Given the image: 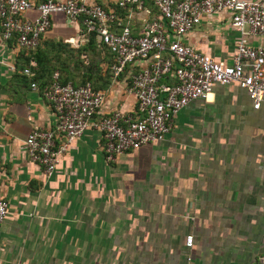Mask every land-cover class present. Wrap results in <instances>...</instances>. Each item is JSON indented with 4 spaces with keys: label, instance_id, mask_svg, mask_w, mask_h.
Here are the masks:
<instances>
[{
    "label": "crops",
    "instance_id": "obj_1",
    "mask_svg": "<svg viewBox=\"0 0 264 264\" xmlns=\"http://www.w3.org/2000/svg\"><path fill=\"white\" fill-rule=\"evenodd\" d=\"M83 1L111 11L134 35L155 16L149 3L145 13L119 8L116 0ZM35 15L34 9L23 13ZM89 37L102 48L79 20L53 13L39 49L48 52L50 42L83 47ZM236 39L226 12L203 16L181 36L223 63L230 62ZM248 41L264 48V35ZM104 48L103 77L91 81L103 94L95 116L116 109L134 114L126 87L145 62L113 76L114 58ZM31 54L0 37V197L8 207L0 222V264H183L186 234L194 264H264V103L254 109L235 83L215 84L204 99L178 110L163 139L112 160L103 155L99 132L86 129L46 178L22 150L33 128L54 125L41 95L50 74ZM29 61L36 89L22 72Z\"/></svg>",
    "mask_w": 264,
    "mask_h": 264
},
{
    "label": "built area",
    "instance_id": "obj_2",
    "mask_svg": "<svg viewBox=\"0 0 264 264\" xmlns=\"http://www.w3.org/2000/svg\"><path fill=\"white\" fill-rule=\"evenodd\" d=\"M149 3L155 16L144 20L141 32L132 34L127 25H119L111 11L83 0H0V37L33 50L50 25V15L60 13L79 20L113 55L111 73L117 76L126 65L145 63L130 75L126 92L135 100L134 114L112 110L96 117L103 94L90 83H61L54 71L41 95L53 115L52 129L33 128L22 141V150L30 161L42 168L48 178L68 146L86 129L102 138L106 160L140 146L163 139L171 129L175 114L189 101L204 99L213 85L235 83L245 90L251 105L264 103V48L248 39L264 35V0H116L119 8L148 13ZM34 9L29 18L23 13ZM226 12L229 25L237 32L229 63L214 60L181 42L183 36L203 16ZM114 24L119 26L114 29ZM33 61L22 72L32 76ZM36 89V82H30ZM58 142H55V139ZM8 213L7 202L0 197V222ZM192 235L183 238V264H194Z\"/></svg>",
    "mask_w": 264,
    "mask_h": 264
},
{
    "label": "trees",
    "instance_id": "obj_3",
    "mask_svg": "<svg viewBox=\"0 0 264 264\" xmlns=\"http://www.w3.org/2000/svg\"><path fill=\"white\" fill-rule=\"evenodd\" d=\"M46 46L47 48H49L48 52H46V50H43V49L40 50L39 44L35 49L27 50L30 53H32L31 55L37 64V68L42 69V72L45 71L46 73L50 74L49 79L43 85H46L50 82L52 73L56 71L58 74V80L61 83L70 82L73 85H79V84H84L86 82L88 83L90 82V85L92 86V88L94 90H97V88L94 87L91 82L93 81L92 79L93 71H91L90 67H87L88 69L87 71L85 70L79 71L80 76L78 78V81L74 82L70 80L71 76H74L75 75L74 73H76L77 70L74 67V60H73V63L69 62V60H72L73 57L69 55V53H67L66 51L72 50L76 54L77 49H73V48L71 49L67 44L60 43V42H55V43L50 42L46 44ZM94 46H97L96 42L94 41L92 37H89L87 43H85V46H83L82 48L83 49L87 47L94 48ZM103 46L102 48L105 49L104 48L105 46L104 47ZM62 53H66L65 60L59 56V54H62ZM54 54H56L55 57H54ZM35 70H36V66H34V68L32 69V72H33L32 80L34 81H36V71Z\"/></svg>",
    "mask_w": 264,
    "mask_h": 264
},
{
    "label": "rangeland",
    "instance_id": "obj_4",
    "mask_svg": "<svg viewBox=\"0 0 264 264\" xmlns=\"http://www.w3.org/2000/svg\"><path fill=\"white\" fill-rule=\"evenodd\" d=\"M73 49H77L76 54L72 50L66 51L67 53H69V55L73 57V59L69 60V62L73 63V60H74V67L77 70V72L74 73L75 75L71 76L70 80L74 82L78 81V78L80 76L79 71H83V70L87 71L88 70L87 67H90L91 71H93V74H92L93 81H97L98 79L103 77L102 76L103 61L108 62L109 60H108V55L102 48L98 46H94V48L87 47L83 49L82 47H78V48L74 47ZM65 54L66 53H62V54H59V56L65 60ZM55 56L56 54H54V57ZM104 72L108 76V69H105Z\"/></svg>",
    "mask_w": 264,
    "mask_h": 264
}]
</instances>
